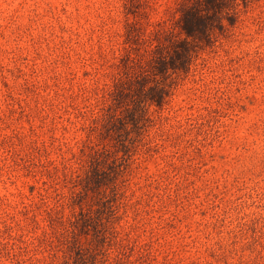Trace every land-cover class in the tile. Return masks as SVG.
Wrapping results in <instances>:
<instances>
[{
    "label": "rangeland",
    "instance_id": "374dc122",
    "mask_svg": "<svg viewBox=\"0 0 264 264\" xmlns=\"http://www.w3.org/2000/svg\"><path fill=\"white\" fill-rule=\"evenodd\" d=\"M179 1L0 0V264H264V0L239 1L145 131L106 128L128 27ZM97 170L117 192L80 200Z\"/></svg>",
    "mask_w": 264,
    "mask_h": 264
},
{
    "label": "trees",
    "instance_id": "16d2710c",
    "mask_svg": "<svg viewBox=\"0 0 264 264\" xmlns=\"http://www.w3.org/2000/svg\"><path fill=\"white\" fill-rule=\"evenodd\" d=\"M239 1L181 0L176 10L179 18L157 23L158 30L148 35L142 34V29L137 23H131L128 27V38L133 39L141 48H138L136 53H132L133 48H131L121 61L124 72L116 80L110 94L106 128L111 127L109 131L113 132L116 131L114 128L117 124L124 123L122 126L127 125L126 134L129 135L131 125L141 124L142 130L145 131L149 124L148 106L156 105L163 108L171 95L174 82L170 80L182 73L187 74L202 47L211 44L216 34L223 35L228 30V25L235 26L241 12ZM241 1L247 6V0ZM226 21L228 24H225ZM118 111L119 116L116 115ZM101 145V148H97L99 146L96 144L95 147L90 146V150L93 151L91 156L98 166L109 155L117 157L116 153ZM123 147L127 154L128 146ZM108 177L101 176L97 170L93 176L80 178L78 185L82 189L77 192L78 196H75L80 200L90 192L100 196L103 186L110 187L115 194L117 178ZM69 244V249L72 251V243ZM82 250L80 249L79 252L81 253ZM91 264L100 263L93 259Z\"/></svg>",
    "mask_w": 264,
    "mask_h": 264
}]
</instances>
